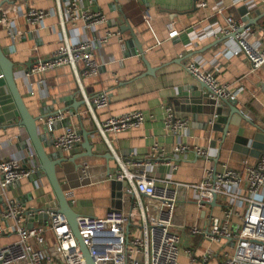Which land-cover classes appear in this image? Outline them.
Segmentation results:
<instances>
[{"label": "crops", "instance_id": "obj_1", "mask_svg": "<svg viewBox=\"0 0 264 264\" xmlns=\"http://www.w3.org/2000/svg\"><path fill=\"white\" fill-rule=\"evenodd\" d=\"M66 1L62 0L63 5ZM77 1L78 14L85 11L100 12L105 18L103 23L90 31L83 30L81 20L71 22L66 19L71 42L89 41L99 64L97 75L82 79L87 95H108V105L96 110L97 119L105 121L111 116L133 111H140L145 117V122L136 129L107 135L117 156L123 161L133 157L142 158L156 144L167 152L166 157L169 158L178 138L166 131L163 125L164 107L168 106L176 117L188 119L189 122L187 133L179 141L189 146L208 147L213 162L220 150L218 162L242 170L249 157L234 151L233 141L238 135L250 134L252 128L236 117L237 123L230 125L231 132L221 147L219 139L223 125L217 126L218 131L213 132L205 128L203 116L193 117L198 115V111L203 112L207 108L204 98L201 101L197 99L201 97L200 84L187 73L185 66L196 62L202 71H212L219 83L232 89L242 88L236 99V107L245 118L264 129V66L251 71L243 55L232 56L236 48L234 34L224 37L217 32L225 27L226 18L231 17L239 26L238 30L250 29V42H257L264 48V0H250L247 3L239 0H197L196 4L193 0ZM203 3L205 7H200ZM29 8L51 11L54 1L0 0V47L8 52V58L15 64V83L28 112L32 117L39 118L62 111L61 120L68 123V128L78 134L93 132L89 137L93 156L57 167L59 185L63 192L71 191L74 194L72 209L79 216L103 218L110 210L129 213L131 199L124 191V184L120 189V197L118 189L110 186L114 180L108 176L114 175L116 165L108 154L106 144L96 133L89 117L83 113V107L78 109L76 116L70 115L72 108L78 107L80 97L69 70L64 67L46 75L25 77L28 68L50 57L60 46L55 15L44 19L42 28L30 27L25 21ZM145 10L150 16L149 25L142 19ZM124 23L135 33L142 55L134 56L133 44L125 49L124 44L128 43L130 37L128 33H118ZM209 27L217 33L215 37L212 34L203 35V31ZM172 30L177 34L169 38L168 34ZM12 31L14 35L10 34ZM107 34L110 35L104 40ZM69 97L71 99L66 102ZM14 110L7 88L0 81V160L15 156L24 168L32 169L30 164H25V153L18 147L17 128H9V121L15 116ZM222 110V118L225 119L229 111L224 106ZM238 125L243 127L239 128ZM64 131L63 124L59 123L53 132V139ZM80 137V144L69 152H63V157L74 158L84 153L82 135ZM22 138L28 141L24 132ZM210 141H213L212 147ZM44 151L55 153L59 150L52 145ZM176 163V172L169 174V168L161 165L155 168V175H170L173 181L180 183L199 182L204 167L201 158L189 151L180 156ZM36 185L34 190L27 178L21 179L8 186L4 192L0 189V202L21 197L26 211L27 208L40 207L38 202L41 198L55 200L45 177L39 179ZM186 210L184 218L188 224H203V213L196 211L193 204L186 205ZM28 221L26 219V225ZM137 222V218L133 217L130 227L134 229ZM38 225L41 224L35 221L34 226ZM46 236L50 237V234L46 233ZM180 236V264H189L185 254L189 246L200 244L209 246L216 253L219 251L218 245L208 244L201 237L190 239L185 231ZM12 239L10 233L0 235V246ZM218 260L214 257L207 264H218Z\"/></svg>", "mask_w": 264, "mask_h": 264}, {"label": "built area", "instance_id": "obj_2", "mask_svg": "<svg viewBox=\"0 0 264 264\" xmlns=\"http://www.w3.org/2000/svg\"><path fill=\"white\" fill-rule=\"evenodd\" d=\"M53 1L51 11L29 8L25 21L30 27L42 28L44 19L55 15L60 46L50 57L33 64L25 77L42 76L64 67L69 70L83 103V113L89 117L96 133L106 144L108 154L114 159L116 172L108 177L124 184V191L131 199L129 213L110 210L103 218L76 217L79 237L94 264H180L182 231L190 239L201 237L206 243L219 246L217 253L209 246H189L185 249L189 264H207L214 257L219 259L218 264H264V149L254 165L246 163L242 170L215 163L208 147L189 146L179 141L188 131V119L176 117L166 106L164 128L178 138L169 158L162 147L154 144L145 157L123 161L111 147L107 135L136 129L145 122V117L142 112L133 111L111 116L105 121L97 119L96 110L108 105V95H87L82 79L97 75L99 64L93 55L92 44L89 41L71 42L66 28V19L71 22L81 20L83 30L90 31L105 18L100 12L78 14L77 0H67L65 5L62 0ZM239 1L247 3L250 0ZM200 7H205V4ZM142 19L149 25L147 10L143 12ZM225 22V27L217 32L224 37L234 34L236 48L232 56L243 55L251 71L264 66V48L257 42H250V29L238 30L239 26L231 17H227ZM176 34L172 30L168 37L173 38ZM211 34L217 35L212 27L203 31V35ZM185 70L198 84L208 88L211 100L236 101L242 91L240 87L232 89L219 83L212 71H202L196 62L188 63ZM62 118L60 112L49 122ZM212 123L213 120L209 125ZM80 140L78 132L68 128L54 140L53 146L56 150L69 152L80 144ZM189 151L204 161L199 182L180 183L173 181L170 175H155V168L161 165L169 168V174L176 172L178 158ZM34 173V169L24 168L15 156L1 159V191ZM64 196L73 204L71 191L64 192ZM213 200L215 205L211 206ZM189 204L203 213L202 225L186 222L184 214ZM55 210L47 213V226L27 229L25 209L11 201L9 209L0 214V235L10 233L13 236L10 242L0 246V264H87L65 217ZM133 217L138 221L134 229L130 227ZM4 221L8 223L7 230Z\"/></svg>", "mask_w": 264, "mask_h": 264}, {"label": "water", "instance_id": "obj_3", "mask_svg": "<svg viewBox=\"0 0 264 264\" xmlns=\"http://www.w3.org/2000/svg\"><path fill=\"white\" fill-rule=\"evenodd\" d=\"M196 2L197 0H193L194 4H196ZM118 33L121 35L124 33H128V36L130 37L128 43L124 44L125 49H128V47L133 44L134 56L142 55L143 51L138 44L136 35L126 23H124L123 26H120ZM142 62L146 65L145 59L142 58ZM14 68L15 64L8 58V52L0 47V81L7 88L9 97L15 108V116H12V118L10 119L9 128H17L18 134L16 137V141L17 144H19L18 147L20 148V150L25 153V164H30L32 166V169L35 170V173L27 177V179L31 182L32 187L35 190L37 188L36 183L38 182V180L45 177L48 180L55 198L54 201H51L49 197L41 198V200L38 202V204L41 205L40 207H31L26 209L24 216L29 219L26 228L31 229L34 226L35 221L43 226H47V213L49 211H52L53 209H56L55 213H58L65 217L70 231L79 243L80 250L85 258L86 263L94 264V259L90 256L87 247L83 244L78 234L75 220L79 215L72 209L71 201L64 196V192L62 191L56 177V168L61 167L63 163H74L75 160L79 158L93 156L91 153V149L93 146H91L89 142V137L93 134V132L79 133V135H82L83 138L82 148L84 150V153L78 155L77 157H63V151H57L55 153H45L44 149L53 145V132L57 130V125L59 123H62L64 130L68 129L69 125L63 120H61L60 122L59 120L49 122L50 118H55L58 115V113L55 112L52 115H49V117L41 116L39 118H34L30 115L17 89L14 79ZM29 69L30 68H28L27 70ZM199 86L201 97H198L197 99L201 101L202 98H204V106H206L207 109L203 110V112L202 110L198 111V115H193V117L195 118V116L199 117L201 115L202 118L203 116V120H205V128L213 132L218 131L217 126L223 125V129L221 131L222 136L219 139L221 147L225 143V141L227 140V136L231 132L230 125L233 126V124L237 123V121L235 120L236 117H238L244 124L250 126L253 131H251L247 136H236L233 141V148L234 151H238V153L243 155L244 157H249V159H247L248 165H254L256 159L259 158L262 150L264 149V129L260 128L259 126L245 118L241 111L236 107V101L231 102L221 100L220 102H217L215 100H211L209 97L210 91L208 90V88L203 84H200ZM70 99V97L67 98L66 102H68ZM82 105V101L78 102V107L76 109L72 108L73 111L70 112V115L76 116V114H78V109H80ZM223 106L226 107V109H228L229 111L225 119L222 118ZM61 113L64 112L61 111ZM78 117L81 118L82 116L78 115ZM16 118H18L19 121H15ZM212 120V125H209V122H211ZM237 127L241 128L243 126L238 125ZM23 132L26 134L28 141L23 140ZM212 143L213 141H210V147H212ZM77 146L78 145H76L75 147ZM219 154L220 150L217 153V157L214 159L215 163H221L218 162ZM110 183L112 189L117 188L120 194L122 183L116 181H111ZM120 196L122 195H118V197ZM11 201L20 204L21 207L25 208L23 204L24 199H22L21 197L14 198L10 201L3 200V202H0V214L9 209V204ZM214 205L215 200H213V202L211 203V206ZM4 223L5 225H8L7 221H4Z\"/></svg>", "mask_w": 264, "mask_h": 264}]
</instances>
